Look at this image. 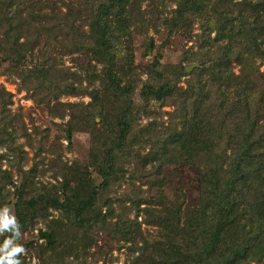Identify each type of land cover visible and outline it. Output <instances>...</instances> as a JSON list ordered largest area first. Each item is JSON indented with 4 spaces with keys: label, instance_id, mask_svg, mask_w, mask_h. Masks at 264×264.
Listing matches in <instances>:
<instances>
[{
    "label": "trees",
    "instance_id": "1",
    "mask_svg": "<svg viewBox=\"0 0 264 264\" xmlns=\"http://www.w3.org/2000/svg\"><path fill=\"white\" fill-rule=\"evenodd\" d=\"M141 1L0 0L1 56L10 60L22 87L47 106L61 95L91 98L87 104L57 102L50 108L58 117L70 111V131L90 133L89 158L85 168L77 163L64 165L59 189L39 184L26 192V178L32 179L35 171L24 172L14 202L21 230L38 220L48 226L50 239L45 238L41 255L49 254L40 256L42 264L60 259L56 257L57 245L62 246V255L81 254L80 244L86 233L91 236L93 225H99L112 239L130 242L132 255L135 249L140 250L138 257L130 258V264L258 261L264 249V90L256 87L254 71L258 66L254 61L264 58V0H174L172 17L164 21L170 30L176 26L187 33L196 24L199 49L189 48L178 63L166 64L161 63L158 52L143 67L144 78L134 71L129 45L130 27L145 15ZM170 1L152 0V4L157 2L156 14L165 12ZM42 36L45 49L34 65L27 66L26 59ZM224 39H228L226 45ZM67 53L82 54L90 62L78 64V69L66 68L62 57ZM232 61L241 66L238 72L231 69ZM195 62L199 66L185 70V65ZM182 76L187 78L179 85ZM95 78L99 86L89 88ZM101 93L106 94L104 99ZM151 100L159 106H173L166 112L167 123L158 115L146 124L138 122L140 113L148 117L153 113L149 110ZM9 102L8 94L0 90L2 110ZM95 111H104L102 132L95 125ZM20 134L32 146L28 133ZM14 137V130L0 129V144L15 143ZM145 148L148 151L141 154ZM9 150L21 155V149ZM128 155L140 161V169L134 170L139 172L148 158L158 160L160 166L182 163L198 168V207L182 210L184 201L180 199L164 210L158 208V219L150 216L144 220L163 227L150 254L145 253L148 241L138 246L141 222L124 211L116 212L110 198L100 196L101 190L123 180L120 162ZM89 168L94 169L97 180ZM6 172L0 170L2 183L8 178ZM143 174L145 169L139 176ZM3 191L0 188L2 204L8 198ZM52 210L59 211L55 219L50 218ZM67 224L70 230L64 231Z\"/></svg>",
    "mask_w": 264,
    "mask_h": 264
},
{
    "label": "rangeland",
    "instance_id": "2",
    "mask_svg": "<svg viewBox=\"0 0 264 264\" xmlns=\"http://www.w3.org/2000/svg\"><path fill=\"white\" fill-rule=\"evenodd\" d=\"M48 1L61 3V0ZM63 1L72 3L70 0ZM239 1L232 0V2ZM77 3L80 2L75 1V4ZM175 3L174 0H171L165 12H158L156 14L157 2L152 4V0L141 1L140 9L145 11V15L130 27L129 43L133 51L131 52L133 53L134 71L140 72L141 78L146 76V73L142 71L143 67L152 61L158 52L162 54L160 58L161 63L166 64L178 63L184 52L188 51L189 48L193 50L199 49L197 43L200 42L196 40L199 29L196 24H193L191 33H187L182 29H177L176 26L173 30H170V26L164 21L165 17L167 20L172 17L170 10L175 6ZM227 43L228 39L222 41L223 45ZM44 45L45 36H42L33 49V55L27 57L25 62L27 66H32L36 63V60H39L40 52H43L45 49ZM206 58H209V56L207 55ZM62 61L66 68L78 69V64L89 63L90 59L84 58L82 54L67 53L63 55ZM11 66L10 60L3 59L0 52V90L7 93L10 99V102L5 107L6 109L2 110V103H0V129L2 130L6 127L7 131L12 132L14 130L15 132V143L11 142L8 146H6L7 144L5 146L0 144V170L7 171L6 173L8 174V178L4 183L0 179V188L5 191V194L8 193V198L4 204L1 203L0 197V206L9 205L14 211V202L17 196L16 190L17 188L19 191L21 190L20 185L24 181V172L35 171L32 179L26 178V192L29 191V188H33L34 191L36 189L35 186L39 184H44L50 189H54V187L59 189L62 180V176L59 173L66 172L64 165L68 167L73 163H77L84 167V164L88 162L91 147L90 133L76 129L70 131L67 126V122L72 117L70 111L65 110L64 116L58 117L51 114L50 108L53 109L57 102H83L87 104L91 102V98L88 95L79 94L75 96L61 95L56 100L51 99L48 104L49 106H47L45 103L39 102L32 97L30 95L31 91L22 87L20 79L13 72ZM254 66H258L254 71L256 87L264 90V58H255ZM230 67L234 72H238L241 66L232 61ZM95 68L98 69V72L102 70L99 64L95 65ZM185 78L187 77L182 76L178 84L184 85ZM83 84H87L85 80ZM93 84L99 86V79L95 78L88 87H92ZM105 96V93H101V98L104 99ZM110 100L114 101L115 98L111 97ZM108 102H105V105ZM173 109L172 105L164 104L159 106L158 102L151 100L149 110L153 111V113L149 117L140 113L138 122L146 124L147 121H150L157 115L161 116L162 121H166L168 120L166 112ZM95 113V125L102 132L104 130L102 124L104 111L101 114L97 111ZM157 118L159 119V117ZM78 128H81V126H78ZM24 130L28 133L32 146L29 145L27 137L20 134ZM9 147L12 149L16 148L18 151L21 149V155L20 153L19 155H14V152L9 150ZM17 147H20V149H17ZM147 151L148 148H145L140 152L141 154H146ZM227 153H229V150H227ZM138 162L140 161L137 157L130 155L121 159L120 164L124 169L125 177L113 186L111 185L106 191L101 190L100 196H103V198L109 197L111 200L110 204H112L116 212L124 211L128 213L131 219L135 220L136 218L137 221L141 222L139 223L140 235L137 238L138 246H143L144 240L148 241L145 253L150 254L152 251L151 246L160 236L163 227L157 223V225L155 223L147 224L144 220L148 217L150 218V216H155L154 218L158 219L156 216L158 208L162 207V210H164V207L170 206V203H175L180 199L184 201L181 206L182 210L186 207H198L199 175L198 168L194 165L164 163L160 166L158 160H151V158H148L145 167L141 168L140 172L134 171L135 168L140 169V163ZM144 169L146 175L139 176ZM89 170L90 174L95 176L94 169L89 168ZM130 174L133 176V179H130ZM96 177L95 179L97 180ZM102 206L101 204V208L104 210L106 207ZM162 210L161 213H163ZM136 213H138L137 217H135ZM50 214V218L55 219L58 217L59 211L52 210ZM114 216L117 217V215ZM115 217L110 218V221L115 220ZM68 228V224L62 227L64 231L70 230ZM39 229L49 230L46 223L42 220L36 221L32 227L21 230L19 242L23 246L25 245V252L19 257L22 264H42L40 258L46 257L49 254L45 252V254L41 255V248L45 246L46 240L45 237L38 236ZM90 230L92 231L91 236L86 233L84 236L85 241L80 244L81 254L77 257L73 254L62 255L60 252L63 248L57 245L56 254L59 255L56 257L60 259L57 262L55 260L53 262L49 261V263L130 264L129 260L131 257L139 256V249H135L133 255L129 253L128 246L131 245L130 242L112 239L107 232L99 228V225L91 226ZM3 234H0V238ZM244 264H264V249H262L261 257L258 261L250 259Z\"/></svg>",
    "mask_w": 264,
    "mask_h": 264
},
{
    "label": "clouds",
    "instance_id": "3",
    "mask_svg": "<svg viewBox=\"0 0 264 264\" xmlns=\"http://www.w3.org/2000/svg\"><path fill=\"white\" fill-rule=\"evenodd\" d=\"M8 235L0 240V264H22L20 255L25 252L19 242L21 227L18 219L9 205L0 206V234Z\"/></svg>",
    "mask_w": 264,
    "mask_h": 264
},
{
    "label": "water",
    "instance_id": "4",
    "mask_svg": "<svg viewBox=\"0 0 264 264\" xmlns=\"http://www.w3.org/2000/svg\"><path fill=\"white\" fill-rule=\"evenodd\" d=\"M195 66H199V64L197 63V62H195V63H193V64H191V65H187V66H185L186 68H185V70L186 71H190L192 68H194ZM68 134H69V132H68ZM38 235L40 236V237H45L46 239H50V237H49V233L46 231V230H43V229H39L38 230Z\"/></svg>",
    "mask_w": 264,
    "mask_h": 264
}]
</instances>
